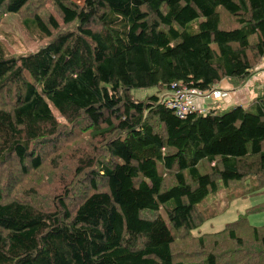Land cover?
I'll list each match as a JSON object with an SVG mask.
<instances>
[{"label": "trees", "instance_id": "obj_1", "mask_svg": "<svg viewBox=\"0 0 264 264\" xmlns=\"http://www.w3.org/2000/svg\"><path fill=\"white\" fill-rule=\"evenodd\" d=\"M33 1L0 0V19ZM52 5L23 21L44 45L12 56L0 42V264H186L173 251L189 241L181 256L201 264H264V225L238 216L193 234L216 214L208 195L264 187V85L223 112L179 118L165 103L177 87L247 81L264 57V0ZM25 178L51 187L44 205L13 197ZM35 191L22 196L44 201Z\"/></svg>", "mask_w": 264, "mask_h": 264}, {"label": "rangeland", "instance_id": "obj_2", "mask_svg": "<svg viewBox=\"0 0 264 264\" xmlns=\"http://www.w3.org/2000/svg\"><path fill=\"white\" fill-rule=\"evenodd\" d=\"M75 2L80 3L81 0H75ZM42 12L46 14H53L54 16L55 14H57L56 11H54L52 0H34L32 3L29 4L26 10L16 15H11V14L4 15L0 19V42L6 48L7 53H9L12 56H17L25 52H32L46 43L47 40L46 38L48 37L41 36L38 33L37 29L35 28L32 27L25 28V26L23 25L24 19L27 18L31 19L35 13L39 14L40 16L42 15ZM251 76L249 78H251ZM248 79L247 81H245L241 85H238L237 87L238 88L243 87L245 83L248 82ZM253 85L254 83H252V85L249 86L250 95L245 105H249L254 100V97L257 95V93L254 91ZM154 90L155 88H132L131 93L135 97L141 98L151 94L152 92H154ZM227 96L228 94H225L219 100H213L214 98L202 99L200 97L193 99V106H194L193 112L206 113L209 108L203 107V104H200L199 101L202 102L209 99L213 102L219 101L218 103L212 104L214 108L218 109L219 112L227 111L229 110L228 108L230 107L224 106L222 102L224 98H227ZM197 99H201V100H197ZM52 111L56 116V118L58 119V121L60 123H63V120L60 118L58 113L53 108ZM47 149L48 148L46 146L37 147V150L43 153ZM51 159L52 156L48 155L46 157V162ZM46 166L49 167V164H46ZM8 172L9 171L7 165H3L0 167L1 176L4 177L2 178L3 184L8 183L6 177ZM26 179L27 178L21 180L16 185V187L13 190L14 194L12 193L13 197L23 198V200L29 199V201L33 203L36 202V204L44 205L45 199H47L46 195L48 193H50V196L52 195L51 187L50 186H48V188H45L44 186L34 187L33 185L35 181H31V180L27 181ZM246 183H248V181L243 182L241 184L243 187L240 188H232L230 186L227 189H219L213 195H208L205 201L203 202V206L207 205L206 207H208L209 210L215 211L216 214L214 217L205 220L198 228L194 229L193 234L216 232L222 229L226 223H230L233 220H235L238 216L243 217L246 223L248 224L254 226L264 225V207H260L258 210H256L258 206L264 205V187H261L258 190L250 191V189L246 187ZM29 187L31 189L36 190L35 191L36 194L34 195L39 196L41 199H44V201L33 200L32 194H29L27 196H22V194H24L26 190L29 189ZM254 207L256 208L254 209ZM188 239L191 240V237H188ZM208 239L209 241H212L211 238ZM189 243L190 245L186 246L181 251L179 250L182 247V245H177L178 247L176 248L175 251H173V254L175 253V256L178 259H182V258L187 259L186 264H201V262L198 259H196L194 255L193 256L188 255L187 257L181 256L180 252L187 253L195 250L194 243L191 241H189ZM174 249H175V245L173 250ZM220 264H226V259L224 258L220 262Z\"/></svg>", "mask_w": 264, "mask_h": 264}, {"label": "crops", "instance_id": "obj_3", "mask_svg": "<svg viewBox=\"0 0 264 264\" xmlns=\"http://www.w3.org/2000/svg\"><path fill=\"white\" fill-rule=\"evenodd\" d=\"M252 83H254L253 86L255 89L262 88L264 85V57L259 62V65L253 70V74L251 78L248 79V82L245 83L243 87L234 88L227 80H221L214 88L227 92L228 94L227 98H224L222 101L224 106H228V107H232L235 105L246 106L245 103L247 102L248 97L250 95L249 86H251ZM169 95H171V93H169ZM165 96H167V93H165ZM197 100H201V99H197ZM218 102L219 101L213 102L210 99L202 102L199 101V103L203 104V107L205 108H214L212 104Z\"/></svg>", "mask_w": 264, "mask_h": 264}, {"label": "built area", "instance_id": "obj_4", "mask_svg": "<svg viewBox=\"0 0 264 264\" xmlns=\"http://www.w3.org/2000/svg\"><path fill=\"white\" fill-rule=\"evenodd\" d=\"M225 94H227L225 91L219 89L202 91L193 87H177L165 103L174 109L179 118H182L186 113L194 111L193 99L200 97L202 99L214 98L213 100H219Z\"/></svg>", "mask_w": 264, "mask_h": 264}, {"label": "clouds", "instance_id": "obj_5", "mask_svg": "<svg viewBox=\"0 0 264 264\" xmlns=\"http://www.w3.org/2000/svg\"><path fill=\"white\" fill-rule=\"evenodd\" d=\"M226 92V91H225Z\"/></svg>", "mask_w": 264, "mask_h": 264}]
</instances>
